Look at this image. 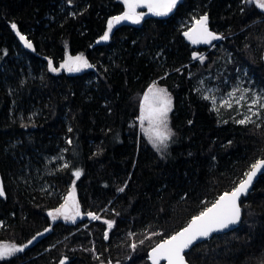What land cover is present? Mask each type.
<instances>
[{
	"label": "trees",
	"instance_id": "obj_1",
	"mask_svg": "<svg viewBox=\"0 0 264 264\" xmlns=\"http://www.w3.org/2000/svg\"><path fill=\"white\" fill-rule=\"evenodd\" d=\"M123 10L120 0H0V242H32L0 264H150V249L264 159V109L242 125L244 110L204 99L216 83L200 79L236 69L234 81L264 92V12L249 0H180L94 45ZM205 15L222 39L194 47L185 33ZM66 53L91 67L58 70ZM153 84L172 100L161 150L137 128ZM73 183L83 219L53 220ZM240 206L238 226L193 246L188 264H264V173Z\"/></svg>",
	"mask_w": 264,
	"mask_h": 264
},
{
	"label": "snow or ice",
	"instance_id": "obj_2",
	"mask_svg": "<svg viewBox=\"0 0 264 264\" xmlns=\"http://www.w3.org/2000/svg\"><path fill=\"white\" fill-rule=\"evenodd\" d=\"M178 0H123L126 5L127 11L122 16L114 17L108 23V32L102 37L103 40H108V33L111 32L113 24H119L123 20L131 21L134 24L140 23L143 13H138V8H148L149 11L156 16H166L175 8ZM254 2L255 6L261 10H264V0H249ZM12 27L15 29L16 25ZM20 40L24 41L25 45L29 48L32 47L31 43L26 40L23 35H20ZM185 36L191 40L194 44L204 43L210 44L213 40L222 39L221 36L211 32L208 28V17L202 16L196 21V26L189 32L185 33ZM195 58V57H194ZM203 62L204 58H199ZM61 67L68 71H80L81 67H91L87 60L82 56L69 57ZM49 69L53 72L57 71L49 62ZM229 96H234V93H229ZM241 96L239 99H243ZM204 99H209L205 96ZM171 97L167 91L163 88H157L153 85L149 88L148 92L144 95L143 103L141 104L140 124L148 137L149 142L153 144V147L158 150L166 149L167 142L172 136V132L168 127V116L171 111ZM213 103L215 99L213 98ZM255 103V101H254ZM225 104L231 108V101H225ZM264 108V104H261ZM255 115V113H254ZM148 122V127L143 128L144 122ZM240 124L250 123L251 117H245L237 121ZM71 131V129H69ZM70 143V141H69ZM67 167V165H65ZM264 171V160H258L251 165V170L245 173L246 179L239 182V184L231 191L220 195L210 207H206L199 215L193 217L186 227L176 232L170 237L163 239L157 243L149 253L151 264H161V261L166 264H188L187 256L190 255V250L198 241L207 239L212 236L213 233H219L230 226L236 225L241 218V206L240 197L247 194L249 187L251 186L254 177L257 173ZM74 175L79 178L80 171H76ZM121 192L124 188L119 189ZM4 195L3 190L0 189V196ZM71 201V203H69ZM53 219L63 218L65 222H76V218L80 216L79 205L74 201L72 194L66 199L64 205L61 208L56 209ZM88 216L93 220H99L100 217L93 213H88ZM108 228L113 227L114 222L104 221ZM47 231V229H46ZM156 233H154L155 235ZM42 235V234H41ZM105 238H108V233L105 232ZM31 243V241H29ZM143 243V241H141ZM27 245L17 247L16 245H0V260H4L7 257H11L18 252H22ZM133 248L136 245H132ZM61 264H65L62 260Z\"/></svg>",
	"mask_w": 264,
	"mask_h": 264
},
{
	"label": "rangeland",
	"instance_id": "obj_3",
	"mask_svg": "<svg viewBox=\"0 0 264 264\" xmlns=\"http://www.w3.org/2000/svg\"><path fill=\"white\" fill-rule=\"evenodd\" d=\"M120 1L124 5V10L123 11L124 12L127 11L126 5L123 3V0H120ZM179 1L180 0H178V2ZM262 11L264 12V10H262ZM143 12H144V16H145L147 14V12L146 11H143ZM21 43H22V45L25 48L29 49V47H27L25 45L24 41L21 40ZM76 56H82V55L71 56L68 53H66L65 54V59L63 60L61 65H63L65 63V61L68 60L69 57H76ZM194 57H197L199 59L200 57H203V55L195 53ZM61 65L59 66L58 70H64L65 72H70L67 69L61 67ZM82 68L83 69H87L88 67H81V69ZM235 71H236V69H234V72L232 71L230 74L224 75L223 79H222V77H220L221 74L220 75L219 74L213 75L212 73H210V74L205 75L204 77L202 76L200 78L202 82H204V80H208V81H210L212 83H216V84H213V85H209L208 87H205L203 95L209 97V99L211 100L212 103H213V98H214L215 99V103H213V105L218 104V105H224L225 107H228L225 104V101H231V104H232L231 108L235 107L238 110H240V109L244 110L243 117L241 119H245V117H251V120H252L254 117H258L259 116V113H260L259 111L261 109H264V108L261 107V104H264V92L260 91L256 86L246 84L245 83V79L242 76L241 77L238 76L237 80L234 81V73H235ZM244 75L245 74H243V76ZM153 85H155L157 88H163V87H161V86H159L157 84H153ZM153 85H151L149 88H151ZM149 88L146 90V92L141 97V101H140L141 104L143 103L144 95L148 92ZM163 89H165V88H163ZM167 93L169 94L168 91H167ZM229 93H234V96H229ZM241 96L244 97L242 100L239 99ZM170 97H171V95H170ZM254 101H255V103H254ZM171 102H172V100H171ZM171 109H172V103H171ZM170 112H169V116H168V127L171 130L170 124H169ZM254 113H255V115H254ZM139 118H137V121H138V123H137L138 132L141 134V136H143L145 138V140L151 146H153V144L149 142L148 137L145 135V133H144L142 127H141ZM147 127H148V122L145 121L144 125H143V128H147ZM156 150H158V149L156 148ZM50 159H51V161L53 163L57 164V161H58L57 157H51ZM40 188L44 191V190H48L49 186H45V185L42 184L40 186ZM69 194H72V196L74 198V201L77 203L74 183L72 184V187L70 188V193ZM69 194L67 195L66 199L69 197ZM66 199H65V201H66ZM65 201H64V203H65ZM69 203H71V201H69ZM59 208L60 207H58L57 209H59ZM55 211L52 212L53 215H55ZM51 218L53 219V216H51ZM53 220H55V219H53ZM57 220L64 221L63 218H58ZM31 243L27 244V246H29ZM0 245H9V246H11V245H16V244L5 241V242H0ZM16 246L17 247H21L19 245H16Z\"/></svg>",
	"mask_w": 264,
	"mask_h": 264
},
{
	"label": "water",
	"instance_id": "obj_4",
	"mask_svg": "<svg viewBox=\"0 0 264 264\" xmlns=\"http://www.w3.org/2000/svg\"><path fill=\"white\" fill-rule=\"evenodd\" d=\"M139 9H146L147 11H149V9L148 8H138V9H136V11L138 12V10ZM150 12V11H149ZM151 13V12H150ZM124 14V12H121L120 14H118V15H115L114 17H117V16H122ZM113 17V18H114ZM112 18V19H113ZM143 20V17L141 18V20H140V23H141V21ZM140 23H138V24H140ZM138 24H134V23H132L131 21H128V20H123V21H121L119 24H113V27H112V30H111V32H109L108 33V35L110 34H113V32H114V30L115 29H117V28H119V27H122V26H131V27H133V26H137ZM196 26V21L193 23V25L188 29V31L187 32H189L192 28H194ZM209 28V27H208ZM210 30V29H209ZM211 32H213V33H215V34H217V35H219V36H221V34H219V33H216V32H214V31H212V30H210ZM222 37V36H221ZM218 40H221V39H218ZM218 40H213L210 44H204V43H199V44H194V43H192L193 44V46L194 47H197L198 45H202L203 47H206V48H208V47H210L214 42H216V41H218ZM107 40H103V39H98L95 43H94V45H97L98 43H101V42H106ZM191 41V40H190ZM260 160H264V159H260ZM251 170V169H250ZM249 170V171H250ZM248 171V172H249ZM264 173V171H262V172H259V173H257V175H256V177H254V179H253V182H252V184H251V186L249 187V189H248V192H247V194L252 190V187H253V185H254V183L258 180V178L261 176V174H263ZM244 179H246V176L243 178V180ZM242 181V180H241ZM239 184V183H238ZM237 184V185H238ZM236 185V186H237ZM235 186V187H236ZM0 189H2V182H1V178H0ZM232 191V190H231ZM231 191H229V192H231ZM227 193V192H226ZM224 194V193H223ZM247 194H245V195H242L241 197H240V201H241V199L244 197V196H246ZM222 195V194H221ZM219 197V196H218ZM217 197V198H218ZM216 198V199H217ZM215 199V200H216ZM240 201H239V203H240ZM215 202V201H214ZM211 206V205H210ZM209 206V207H210ZM61 208V207H60ZM83 214H81L80 213V216L79 217H77L76 219H78V218H80V219H83ZM241 219V218H240ZM191 221V220H190ZM189 221V222H190ZM188 222V223H189ZM240 222V221H239ZM239 222L236 224V225H234V226H230V228L229 229H226V230H224V231H222V232H219V233H213L212 234V236L211 237H209V238H207V239H203V240H201V241H198L197 242V244H199V243H201V242H203V241H207V240H209V239H211L214 235H218V234H225V233H227V232H230V231H233L237 226H238V224H239ZM188 223L184 226V227H186L187 225H188ZM183 227V228H184ZM183 228H181V229H179L178 231H180V230H182ZM177 231V232H178ZM175 234V233H174ZM196 244V245H197ZM195 246V245H194ZM151 250L152 249H150V251L148 252V260H149V262H150V264H151V259L149 258V253L151 252ZM161 264H166V262H164V261H161Z\"/></svg>",
	"mask_w": 264,
	"mask_h": 264
},
{
	"label": "flooded vegetation",
	"instance_id": "obj_5",
	"mask_svg": "<svg viewBox=\"0 0 264 264\" xmlns=\"http://www.w3.org/2000/svg\"><path fill=\"white\" fill-rule=\"evenodd\" d=\"M144 10H146V9H139V10H138V13H143V14H144V12H143ZM148 13H150V12L148 11L147 14H148ZM143 18H144V15H143ZM187 40H188V42H190V43L192 44V42H191L188 38H187ZM192 45H193V44H192ZM197 47H203V46H202V45H198Z\"/></svg>",
	"mask_w": 264,
	"mask_h": 264
},
{
	"label": "bare ground",
	"instance_id": "obj_6",
	"mask_svg": "<svg viewBox=\"0 0 264 264\" xmlns=\"http://www.w3.org/2000/svg\"><path fill=\"white\" fill-rule=\"evenodd\" d=\"M119 14H120V13H119ZM117 15H118V14H117ZM192 25H193V24H192ZM192 25H191V26H192ZM104 35H105V34H104ZM104 35H103V36H104ZM109 35H110V34H109ZM103 36H102V37H103ZM102 37H101L100 39H102ZM219 41H220V40L214 42V43H213L210 47H208V48H211L212 46H214V45H215L217 42H219ZM98 44H99V43H98ZM0 178H1V174H0ZM1 182H2V190H3V181H2V178H1ZM63 205H64V204H63ZM203 242H204V241H203ZM201 243H202V242H201Z\"/></svg>",
	"mask_w": 264,
	"mask_h": 264
}]
</instances>
